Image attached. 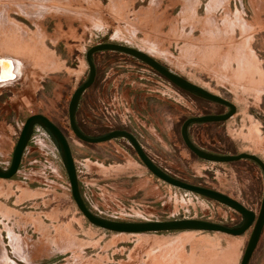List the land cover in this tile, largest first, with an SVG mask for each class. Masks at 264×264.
I'll return each mask as SVG.
<instances>
[{
    "label": "rangeland",
    "instance_id": "obj_1",
    "mask_svg": "<svg viewBox=\"0 0 264 264\" xmlns=\"http://www.w3.org/2000/svg\"><path fill=\"white\" fill-rule=\"evenodd\" d=\"M102 42L144 50L231 100L236 113L192 123V140L209 152L264 160V0H0V57L17 65L15 79L0 80V166L10 167L27 118L41 113L67 135L82 194L96 214L240 226L244 217L235 209L155 176L128 139L88 143L74 133L69 104L89 77L88 49ZM94 60L97 78L77 112L83 132L129 130L169 174L260 213L259 164L207 161L182 137L188 117L229 107L177 87L130 54L105 50ZM252 231L120 233L95 226L73 199L58 142L40 125L18 173L0 178V264H241ZM249 264H264V230Z\"/></svg>",
    "mask_w": 264,
    "mask_h": 264
},
{
    "label": "water",
    "instance_id": "obj_2",
    "mask_svg": "<svg viewBox=\"0 0 264 264\" xmlns=\"http://www.w3.org/2000/svg\"><path fill=\"white\" fill-rule=\"evenodd\" d=\"M105 50L120 51L130 54L140 59L141 61L145 62L153 69H155L157 72H159L161 75H163L165 78H167L171 83H173L177 87L185 91L195 93L200 97L224 104L227 107H229V111L221 114H206V115L188 117L183 122L182 130H181L185 144L198 157L205 159L207 161L225 163V162L237 161L240 159H250L255 161L257 164H259L264 171V160L257 154L249 153V152H241L237 154H218V153L209 152L197 146L190 136L189 128L192 123L225 121L231 118L237 111V106L231 100L219 94L213 93L212 91L206 89L205 87L198 85L192 82L191 80L187 79L186 77L174 72L173 70L168 68L165 64H163L158 59H156L154 56L149 54L148 52L136 47H132L116 42H102L92 46L87 51L86 58L90 69L89 77L76 89L69 104L70 125L74 133L81 140L88 143H101L116 138L128 139L134 146L142 162L159 179L173 186L202 195L204 197L218 201L235 209L236 211H238L243 215L244 222L240 226H228L222 223H217L199 218H182V219H172V220H148V221H119V220L105 218L96 214L88 206L82 194L75 157L73 155L71 144L67 135L57 123L51 120L48 116L41 113L31 115L30 117L27 118L21 130L18 142L16 144L10 167L4 169L0 166V178L11 179L18 173L24 157L25 150L33 136L35 128L37 125H40L45 129H47L58 142L61 149L63 162L68 173L73 199L75 200L76 204L78 205L83 215L93 225L120 233H149V232L200 230V231L223 232L231 235H242L253 227L250 240L247 244L245 253L241 261V264H249L258 246V243L260 241L261 235L264 230V196H263L260 213L257 214L254 210L248 208L242 202H240L239 200L231 197L230 195L224 192H221L219 190L210 187L186 182L169 174L166 170H164L151 158V156L147 153V151L145 150L143 144L138 139V137L129 130L114 129L100 136H90L82 131L77 121V112H78L79 104L85 91L94 85L97 78V66L94 60V54L96 52L105 51ZM10 60L12 59L3 58L0 61V65L2 61L6 62ZM16 77L17 75L11 77V79L13 80ZM0 80H3L1 79V76H0Z\"/></svg>",
    "mask_w": 264,
    "mask_h": 264
},
{
    "label": "bare ground",
    "instance_id": "obj_3",
    "mask_svg": "<svg viewBox=\"0 0 264 264\" xmlns=\"http://www.w3.org/2000/svg\"><path fill=\"white\" fill-rule=\"evenodd\" d=\"M4 58H7V57H4ZM1 59H3V57H0V61H1ZM16 66L17 65H16L15 60H10V61H6V62L2 61L1 65H0L1 79L5 80V81L6 80L11 81L12 80L11 77H14L15 75H17Z\"/></svg>",
    "mask_w": 264,
    "mask_h": 264
}]
</instances>
